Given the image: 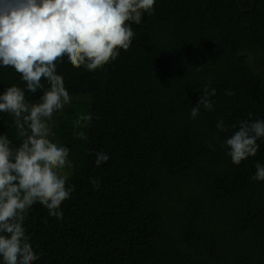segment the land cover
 <instances>
[{
    "label": "trees",
    "instance_id": "trees-1",
    "mask_svg": "<svg viewBox=\"0 0 264 264\" xmlns=\"http://www.w3.org/2000/svg\"><path fill=\"white\" fill-rule=\"evenodd\" d=\"M132 28L129 50L103 69L57 64L71 101L50 139L69 148L75 188L62 219L29 210L34 264H264V181L252 179L264 138L240 165L223 146L233 125L264 120V69L247 57L264 50V0H156ZM12 85L29 102L42 94L0 67V94ZM206 85L213 110L191 119ZM0 135L20 142L8 113ZM101 151L110 158L97 166Z\"/></svg>",
    "mask_w": 264,
    "mask_h": 264
},
{
    "label": "clouds",
    "instance_id": "clouds-1",
    "mask_svg": "<svg viewBox=\"0 0 264 264\" xmlns=\"http://www.w3.org/2000/svg\"><path fill=\"white\" fill-rule=\"evenodd\" d=\"M155 2L0 0V67L13 68L27 92L42 93L37 102L26 101L25 89L17 85L0 94V113L12 116L20 141L14 144L7 135H0V264L39 260L24 226L29 210L39 203L49 216L62 219L61 205L75 188L67 184L66 169L72 166L69 148L50 139L49 121L71 101L57 64L66 57L76 69H103L121 50H129L136 34L132 25H141L144 14L154 12ZM215 95L216 89L204 86L190 118L198 117L201 106L213 110L210 97ZM216 127L228 131L223 120ZM232 127L236 130L223 146L231 162L240 165L256 156L257 141L264 138V120H241ZM95 155L97 166L110 158L102 151ZM255 168L252 179L264 181V165L257 162ZM91 183L96 186L98 181L91 178Z\"/></svg>",
    "mask_w": 264,
    "mask_h": 264
},
{
    "label": "rangeland",
    "instance_id": "rangeland-1",
    "mask_svg": "<svg viewBox=\"0 0 264 264\" xmlns=\"http://www.w3.org/2000/svg\"><path fill=\"white\" fill-rule=\"evenodd\" d=\"M247 57L257 71L264 69V50L262 48H258V51L256 52L248 51ZM51 127L52 126H50V128Z\"/></svg>",
    "mask_w": 264,
    "mask_h": 264
}]
</instances>
